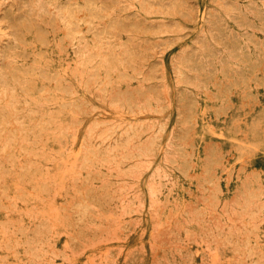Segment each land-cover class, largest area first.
<instances>
[{
  "label": "rangeland",
  "instance_id": "obj_1",
  "mask_svg": "<svg viewBox=\"0 0 264 264\" xmlns=\"http://www.w3.org/2000/svg\"><path fill=\"white\" fill-rule=\"evenodd\" d=\"M0 78V264H264V0H0Z\"/></svg>",
  "mask_w": 264,
  "mask_h": 264
},
{
  "label": "bare ground",
  "instance_id": "obj_2",
  "mask_svg": "<svg viewBox=\"0 0 264 264\" xmlns=\"http://www.w3.org/2000/svg\"><path fill=\"white\" fill-rule=\"evenodd\" d=\"M89 3H90V2H89ZM89 3H88V4H89ZM84 4H85V3H84ZM89 6H90V4H89ZM88 8H89V7H88ZM87 10H88V9H87ZM90 11H91V9H90ZM92 11H94V9H93ZM65 12H66V11H65ZM67 12H68V11H67ZM72 12H73V11H72ZM83 13H84V12H83ZM85 13H86V12H85ZM90 13H91V12H90ZM66 14H67V13H66ZM68 14H72V13L69 12ZM68 14H67V15H68ZM95 14H96V13H95ZM62 15H64V14H62ZM67 15H66V16H67ZM68 16H69V15H68ZM70 16H72V15H70ZM70 16H69V17H70ZM94 16H95V15H94ZM94 16H93V17H94ZM62 17H63V16H62ZM73 17H74V16H72V17H70V18L73 19ZM87 17H89V16H87ZM67 18H68V17H67ZM70 18H69V19H70ZM89 18H92V17L90 16ZM89 18H88V19H89ZM92 19H93V18H92ZM65 20H67V19H65ZM68 21H70V20H68ZM68 21H67V22H68ZM72 21L74 22V20H72ZM72 21H71V23H69V24H72ZM88 21H90V20H88ZM92 22H93V20H92ZM65 23H66V22H65ZM88 24H89V23H88ZM67 25H68V24H67ZM90 25H91V24H90ZM77 26H78V24H77ZM24 28H25V27H24ZM20 29H23V27H21ZM74 30H75V29H74ZM74 30H72V31H74ZM19 31H21V30H19ZM23 31H24V29H23ZM33 31H34V30H33ZM72 31H71V33H72ZM75 32H76V31H75ZM78 32H79V31H77L76 33H78ZM80 32H81V31H80ZM86 32H87V31H86ZM17 33H18V32H17ZM23 33H25V35H26V32H23ZM50 33H51V32H50ZM76 33H75V34H76ZM81 34H82V33H81ZM84 34H86V33H84ZM90 34H91V33H90ZM28 35H29V34H28ZM33 35H34V34H33ZM52 35H53V34H52ZM54 35H55V34H54ZM70 35H71V34H70ZM87 35H88V33H87ZM16 36H17V35H16ZM22 36H23V35H22ZM34 36H35V35H34ZM71 36H72V35H71ZM31 37H32V36H31ZM42 37H43V36H42ZM42 37H41V38H42ZM51 37H52V36H51ZM51 37H50V39H51ZM35 38H36V37H35ZM52 38H53V37H52ZM16 39H17V38H16ZM18 39H19V38H18ZM45 39H47V38H45ZM56 39H57V38H56ZM81 39H82V38H81ZM84 39H86V38H84ZM23 40H24V39H23ZM26 40H27V39H26ZM34 40H36V39H34ZM40 40H41V39H40ZM30 41H31V40H30ZM47 41H48V39H47ZM85 41H86V40H85ZM24 42H25V41H24ZM31 42H32V41H31ZM37 42H38V41H37ZM37 42H36V43H37ZM40 42H41V41H40ZM52 42H53V41H52ZM52 42H51V43H52ZM87 42H88V39H87ZM16 43H17V42H16ZM26 43H27V42H26ZM28 43H29V42H28ZM28 43H27V44H28ZM46 43H47V42H46ZM48 43H50V42L48 41ZM53 43H55V42H53ZM57 43H58V42H57ZM18 44H19V43H18ZM35 45H36V44H34L33 46L35 47ZM55 45H56V44H55ZM15 46H17V45H15ZM19 46H21V45H19ZM22 46H24V45H22ZM27 46H28V45H27ZM31 46H32V45H31ZM39 46H40V45H39ZM41 46H43V45H41ZM56 46H57V45H56ZM24 47H26V46H24ZM24 47H23V48H24ZM44 47H45V46H44ZM28 48H29V47H28ZM48 48H49V47H48ZM24 49H25V48H24ZM30 49H31V47H30ZM38 49H39V48H38ZM49 49H50V48H49ZM52 49H53V48H52ZM18 50H19V49H18ZM21 50H22V48H21ZM35 50H36V49H35ZM46 50H47V49H46ZM58 50H59V49H58ZM58 50H57V51H58ZM41 51H42V50H41ZM59 51H60V50H59ZM19 52H21V51H19ZM22 52H23V51H22ZM17 53H18V52H17ZM26 53H27V52H26ZM36 53H37V52H36ZM45 53H46V52H45ZM49 53H50V52H49ZM51 53H52V52H51ZM51 53H50V54H51ZM27 54H28V53H27ZM31 54H32V51H31ZM47 54H48V53H47ZM11 55H12V54H11ZM13 55H14V54H13ZM13 55H12V56H13ZM53 55H54V54H53ZM57 55H59V54H57ZM57 55H56V56H57ZM31 56H32V55H31ZM36 56H37V54L35 55V57H36ZM39 56H42V55L40 54ZM45 57H46V56H45ZM19 58H21V57H19ZM32 58H33V57H32ZM38 58H40V57H38ZM61 58H62V57H61ZM23 59H24V58H23ZM44 59H45V58H44ZM44 59H43V60H44ZM58 59H59V58H58ZM10 60H11V59H10ZM13 60H14V59H12L11 62H12ZM18 60H19V59H18ZM30 60H31V59H30ZM34 60H35V59H34ZM41 60H42V59H41ZM46 60H47V59H46ZM54 60H55V58L53 59V61H54ZM36 61H37V60H36ZM58 61H59V60H58ZM13 62H14V61H13ZM16 62H17V61H16ZM34 62H35V61H34ZM87 62H88V61H87ZM8 63H9V62H8ZM14 63H15V62H14ZM29 63H30V62H29ZM31 63H32V62H31ZM43 63H44V62H43ZM11 64H12V63H11ZM22 64H23V63H22ZM22 64H21V65H22ZM33 64H34V63H33ZM9 65H10V64H9ZM12 65H13V64H12ZM31 65H32V64H31ZM31 65H30V68H31ZM44 65H45V64H44ZM57 65H58V64H57ZM45 66H46V65H45ZM253 66H254V65H253ZM10 67H11V65H10ZM12 67H13V66H12ZM26 67H27V65H26ZM32 67H33V66H32ZM42 67H43V66H42ZM59 67H60V66H59ZM18 68H19V67H18ZM21 68H23V67H21ZM50 68H51V67H50ZM57 68H58V67H57ZM60 68H61V67H60ZM8 69H9V68H8ZM27 69H28V67H27ZM31 69H32V68H31ZM39 69H40V68H39ZM46 69H48V68H46ZM253 69H254V68H253ZM9 70H10V69H9ZM13 70H14V69H13ZM23 70H25V69H23ZM32 70H33V69H32ZM56 70H57V69L55 68V71H56ZM58 70H59V69H58ZM61 70H62V69H61ZM256 70H257V69H256ZM4 71H5V70H4ZM10 71H11V70H10ZM10 71H9V73H8V72H7V73H8V74H11ZM16 71H17V69H16ZM36 71H37V70H36ZM38 71H39V70H38ZM41 71H42V70H41ZM52 71H53V70H52ZM64 71H65V70H64ZM33 72H34V70H33ZM33 72H32V73H33ZM39 72H40V71H39ZM39 72H38V74H40ZM56 72H57V71H56ZM58 72H59V71H58ZM13 73H14V72H13ZM16 73H19V74H20L21 72H16ZM25 73H26L27 75H29L31 72H30V73L28 72L29 74H28L27 72H24V74H25ZM34 73H35V72H34ZM41 73H42V72H41ZM43 73H44V72H43ZM8 74H7V75H8ZM55 74H56V73H55ZM64 74H65V73H64ZM13 75H14V74H13ZM22 75H23V73H22ZM43 75L45 76V74H43ZM50 75H52V74H50ZM50 75H49V76H50ZM4 76H5V73H4ZM10 76H11V75H10ZM24 76H25V75H24ZM35 76H36V74H35ZM56 76H57V75H56ZM11 77H12V76H11ZM15 77H16V76H15ZM46 77H48V76H46ZM61 77H62V75H61ZM16 78H17V77H16ZM18 78H19V77H18ZM41 78H42V77H41ZM50 78H51V77H50ZM78 78H79V76H78ZM0 79H1V78H0ZM2 79H4V78H2ZM45 79H46V78H45ZM56 79H57V77H56ZM76 79H77V77H76ZM8 80H9V79H8ZM14 80H15V79H14ZM43 80H44V78H43ZM51 80H52V79H51ZM18 81H19V79H18ZM53 81H54V79H53ZM9 82H11V81H9ZM25 82H26V81H25ZM28 82H29V81H28ZM45 82H48V81L45 80ZM75 82H76V81H75ZM26 84H27V83H26ZM26 84H25V85H26ZM3 85H4V84H3ZM49 85H50V84H49ZM52 86H53V85H52ZM1 87H2V86H1ZM3 87H4V86H3ZM8 87H9V86H8ZM53 87H54V86H53ZM10 88H11V87H10ZM10 88H9V89H10ZM43 88H45V87H43ZM1 90H2V88H1ZM3 91H4V89H3ZM19 91H20V90H19ZM56 92H57V90H56ZM42 93H43V92H42ZM57 93H59V92H57ZM262 93H263V92H262ZM262 93H261V94H262ZM21 94H22V93H21ZM40 94H41V93H40ZM46 94H47V93H46ZM54 94H55V93H54ZM62 94H63V93H62ZM25 95H26V94H25ZM241 96H242V95H241ZM255 96H256V95H255ZM255 96H254V97H255ZM46 97H47V96H46ZM6 101H7V100H6ZM203 103H204V102H203ZM204 109H205V108H204ZM201 111H203V109L200 110V112H201ZM204 111H205V110H204ZM205 113H206V112H205ZM200 114H201V113H200ZM211 114H212V113H211ZM252 114H254V113H252ZM205 115H206V114H205ZM209 115H210V114H209ZM210 116H211V115H210ZM247 117H248V116H247ZM204 118H205V117H204ZM244 118H246V117H244ZM242 119H243V118H242ZM212 120H213V119H212ZM201 123H202V122H201ZM204 124H205V123H204ZM210 127H211V126H210ZM218 128H220V127H218ZM221 128H222V127H221ZM200 129H201V128H200ZM212 129H213V128H212ZM234 129H235V128H234ZM197 130H199V129H197ZM213 130H214V129H213ZM219 130H220V129H219ZM216 131H217V130H216ZM235 131H236V130H235ZM237 131H238V130H237ZM222 132H223V131H222ZM238 132H240V131H238ZM243 132H244V131H243ZM243 132H242V133H243ZM228 133H229V132H228ZM228 133H225V134H228ZM234 133H235V132H234ZM263 133H264V132H263ZM238 134H239V133H238ZM196 135H197V133H196ZM200 135H201V134H200ZM243 135H244V133H243ZM197 136H198V135H197ZM227 136H228V135H227ZM246 136H247V135H246ZM215 137H216V136H215ZM218 137H219V136H218ZM197 138H198V137H197ZM200 138H202V137H200ZM237 138H238V137H237ZM244 138H245V137H244ZM247 138H248V137H247ZM249 138H250V137H249ZM235 139H236V138H235ZM238 139H239V138H238ZM197 140H198V139H197ZM220 140H221V139H220ZM263 140H264V139H263ZM223 141H226V139L223 140ZM199 142H200V141H199ZM214 142H215V141H214ZM228 143H230V142H228ZM228 143H227V144H228ZM233 143H234V142H233ZM261 150H262V148H261ZM230 151H231V150H230ZM232 152H233V151H232ZM232 154H233V153H232ZM261 154H262V156H263V153H261ZM256 156H257V155H256ZM260 157H261V156H260ZM247 158H248V157H247ZM243 159H244V158H243ZM245 159H246V158H245ZM253 159H254V158H253ZM259 159H260V158H259ZM261 159H262V158H261ZM252 162H254V161H252ZM263 165H264V164H263Z\"/></svg>",
  "mask_w": 264,
  "mask_h": 264
}]
</instances>
